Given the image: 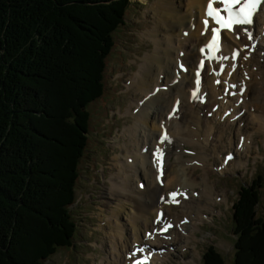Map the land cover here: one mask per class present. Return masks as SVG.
<instances>
[{"label":"trees","instance_id":"trees-1","mask_svg":"<svg viewBox=\"0 0 264 264\" xmlns=\"http://www.w3.org/2000/svg\"><path fill=\"white\" fill-rule=\"evenodd\" d=\"M83 1L94 5L96 16ZM83 1L0 0V264H48L52 256L78 252L82 216L71 206L92 140L90 107L106 91V61L130 5ZM49 166L54 171L47 173ZM54 173H62L57 182ZM46 176L54 179L50 194L37 188ZM257 181L246 184L233 206L236 264H264L263 183ZM26 200L22 208L17 204ZM19 214L27 218L24 226ZM209 254L216 263L207 264L224 263Z\"/></svg>","mask_w":264,"mask_h":264},{"label":"bare ground","instance_id":"bare-ground-1","mask_svg":"<svg viewBox=\"0 0 264 264\" xmlns=\"http://www.w3.org/2000/svg\"><path fill=\"white\" fill-rule=\"evenodd\" d=\"M131 1V0H130ZM185 0H155L153 2V10L154 14H158V16L164 15L166 19L157 20L154 28L150 32L141 33L142 36L151 39L155 43V48L153 47L151 51L146 53L141 57L142 61L139 65L140 70L133 71V74L129 76V79L125 81V88L127 91L124 93L129 94L131 91L135 90L136 92L142 93V95H147L152 92L153 96L147 99L144 103L141 101V95L133 97L134 99H138L137 104L132 106L131 113L127 112L128 107L131 105L132 101L126 108L125 112H122V115H131L132 118L136 117L135 125L140 126L141 124L150 125L153 130L156 132L148 133L144 140L140 143L139 152L140 155H136V148L133 151L128 150L127 146L123 147L117 156L116 161H114L116 168L119 166L117 172L112 173V177L108 178L110 184L106 183L108 187H112L117 190V187H121L123 190L125 189L123 185L125 184V177L128 178L135 173H145L148 174L146 178V187L152 190L153 193L149 194V196L142 195V192H145V188L142 190L143 184H138L140 181L138 177L137 183H135L136 177L133 179L132 187H138L139 192L131 195L132 197L124 195L122 198H118L117 196L114 198L116 203H118L119 212L115 213L116 223L113 222V229L104 230L105 226L99 230H104L105 232L99 231L98 233L92 232V238H88L90 240H96L97 242L106 243L105 237L113 238L112 242L108 244L113 246V251L116 252L111 257L113 264H120L122 260L116 261L115 257L118 254L119 250L123 252H127L132 248L134 237L133 232L137 229L139 235H141V229H145L148 221L151 219L154 210L159 204V198L157 193H164L174 189L177 185H180L182 188H185L183 191V195L187 194L188 200H183L179 205L182 207L183 203H188L190 205H184L183 209L186 208V215L190 217H194L196 215V220H191L189 224H186V231L183 233L187 239V241L191 240L192 232L198 227L199 222H202L204 216L210 217L209 214L201 215L202 211H204L205 203L200 204L196 200V190L199 189L201 192L197 198L201 200L205 199L207 201H217V196H219L218 187L215 183H211V174L212 169L217 170L218 173H228L230 172V168L232 165L243 164L242 159L244 158V152L246 151V147H251V143H253L254 135L256 129L257 133L264 131V46L261 44L260 48L257 52L252 54L250 67L242 64L236 65L233 60V53L224 51L223 53L215 52L214 55L217 57V61H209V56L205 53L203 49L205 43L203 41V35H200L202 31V26L197 25V19L192 18L183 26L177 27L171 22V17L174 14L179 13L182 10V5ZM195 6H201L200 10H204V2L205 0H190ZM131 3V2H130ZM187 7V6H186ZM194 7L191 6V9ZM190 9V10H191ZM195 9V8H194ZM197 10V9H196ZM190 13V12H189ZM127 15V12H126ZM163 17V16H162ZM196 24V28L192 29V25ZM121 29V27L119 28ZM188 30L189 35L186 36V31ZM228 38H231L228 32L225 33ZM114 44L113 49L117 45L116 43V35L114 36ZM227 48L229 45L226 46ZM236 47V46H235ZM112 49V51H113ZM110 52V54L112 53ZM140 51V50H139ZM141 53V52H140ZM109 54V55H110ZM184 54V56H182ZM137 55L138 52H137ZM165 57V58H164ZM220 57H227V59H219ZM203 58H206L212 68L216 71V74L210 76L204 68H201L200 64L203 61ZM109 59V58H108ZM107 59V60H108ZM212 63V64H211ZM182 66V67H181ZM107 61H106V69L103 78L106 81L107 87ZM245 67V75L241 72V68ZM221 69H223L221 71ZM137 71V72H136ZM205 73H204V72ZM197 72H199V90L198 95L194 100L189 96L190 89L191 92H194L197 89ZM134 75V76H133ZM161 75L163 76V80L160 81ZM133 76V77H132ZM113 78V76H112ZM130 80V81H129ZM239 81L243 83L240 84ZM165 83L169 86L167 90H159L157 91V85H162ZM133 87L134 89H130ZM133 94L135 92L133 91ZM158 95H162L165 98V108L159 114L155 115L156 120L150 119L149 117H145L143 114V107L155 98ZM182 97V99L180 97ZM193 96V94H192ZM183 99L187 100L185 102ZM204 99V101L200 104H197L198 101ZM178 100L181 103V108L179 113L181 114L180 118H178V114H176L173 119L169 120L168 127L165 133H162V128L160 127V122L163 119H166L167 114L170 110H173L174 101ZM182 100V101H181ZM192 102V103H191ZM139 106V108L135 109V107ZM228 106V107H227ZM194 107L197 109L193 111ZM227 107V108H226ZM234 108V111L232 110ZM226 108V111L224 109ZM242 109L240 112L239 109ZM139 110V111H138ZM164 111L166 112V116H164ZM234 112V113H233ZM158 114V113H157ZM163 115V116H162ZM248 116V117H247ZM248 118V119H247ZM237 120H240L238 122ZM227 121V122H226ZM233 122L234 130L231 129L230 135L228 132L226 133L225 138L223 139V134L217 136L216 132H210L215 130L216 128H223L228 125L227 129L231 126ZM133 124H129L125 127V132L122 133V136H125L126 131ZM232 131L237 135L232 136ZM167 134V137L170 139L171 144H168V149L162 153L161 156H157L156 154H152L147 152L146 154L141 152V149L148 144L150 147V151L154 148V145H158L166 149L165 143H161V137ZM173 136H172V135ZM239 138L243 141L241 144ZM229 139V141H228ZM227 140V141H226ZM220 141L229 142V145L235 143L236 146H233L236 153H233V160L228 162L225 161L220 164ZM250 141V144H249ZM212 144L211 147L214 149H207L206 146ZM238 143V144H237ZM224 144V145H225ZM192 145V146H191ZM222 146L226 148V146ZM190 148L195 151L194 155L189 157L185 156V151ZM259 146V144H258ZM211 151L213 153L214 163H211L212 157H210ZM152 152V151H151ZM219 158L216 159L215 156ZM174 157V160H171V157ZM125 157V160H124ZM131 157V158H129ZM146 157L145 164L141 167V170L137 165H134V162H139V158ZM223 159V158H222ZM224 160V159H223ZM166 163L167 169H169L168 183L167 187L160 189L156 179L158 178V174H156L157 166L159 163ZM210 165V166H209ZM211 165H213L211 167ZM202 167L203 172L197 173V175H192V171H196ZM190 169V170H189ZM140 171V172H138ZM120 173L125 175L121 176ZM209 173V174H208ZM114 176V180H112ZM202 177V181H199V178ZM211 183V184H210ZM244 184L240 185V191L238 192V199L240 200L241 193L244 190ZM175 186V187H173ZM106 189L108 187L105 185ZM110 191V189H109ZM112 194L115 192L113 190L110 191ZM120 193V192H118ZM217 193V195H215ZM142 195V196H141ZM149 198L150 201H147L146 204L148 207L144 209L143 215L140 212L137 216L135 211L132 213L130 209L127 213H122L125 207L122 209V205L124 201H130V208L136 204V202L140 200H145ZM104 204L110 210V206L114 201L110 200V198H104ZM227 200V196L223 194L220 198V201ZM143 205L141 204V208ZM106 209V207H104ZM101 209V210H105ZM139 209V208H138ZM139 209V210H140ZM182 211V209H180ZM131 217L128 221L124 220V215ZM202 216V217H201ZM134 217V218H133ZM176 220H179V214H175ZM108 222H111L110 220ZM142 223V227L139 226ZM106 224V223H104ZM196 225V226H195ZM195 226V227H194ZM191 229V232H189ZM91 230V229H88ZM83 231L82 228H79V232L77 233V238L80 236V233ZM174 232V237L171 241V245L179 244V237L182 236L178 234L176 231ZM95 236V237H93ZM86 238V237H83ZM140 237H137V241L140 242ZM125 242V246L122 249L114 246L117 245V242ZM158 240L148 243L142 242L143 252L151 250V246L156 243ZM78 244L86 246V242H79ZM168 248L172 247L170 244L167 246ZM85 251V250H83ZM110 249L107 250L105 256L107 257L108 253H110ZM172 251H176L173 250ZM83 253V252H78ZM173 254L172 252H168L167 256L163 258L156 257L153 258L151 264H166L169 260V255ZM221 256V255H220ZM82 259L87 260L82 255H80ZM118 259H121V256H118ZM225 263L224 257H222ZM106 258H101L99 260H95L96 264H103L102 262ZM88 261V260H87ZM66 264H74L72 259H68ZM149 264L148 259L145 262Z\"/></svg>","mask_w":264,"mask_h":264},{"label":"rangeland","instance_id":"rangeland-1","mask_svg":"<svg viewBox=\"0 0 264 264\" xmlns=\"http://www.w3.org/2000/svg\"><path fill=\"white\" fill-rule=\"evenodd\" d=\"M148 1L149 0H131L132 2L131 10L127 12L126 18L124 20L127 25L126 26L122 25L120 31L117 32L116 34L117 45L115 46L112 53L108 57L109 59L107 60L108 67H107V75H106L107 78L106 92L110 96L107 97L106 101L105 100L101 101L100 99L99 103L97 102L95 105L90 107V112H91L90 132H92L95 124L97 123L96 118L103 119L104 120L103 126L106 125L107 127L105 130H103L101 136H99V140L95 141V145H94L95 147L92 146L93 144L92 140H90L88 142V145L85 147L86 156L81 161V166L79 168L80 176L77 183V193H76L77 203L71 206L73 211H75L76 213L82 216V221L81 223L78 224V226L81 225L84 228L83 231L80 233V236L82 235V238L86 237V240H89L88 238L90 239L92 238L91 236L92 232L98 233L99 231H101L104 233L105 232L104 230L106 231L107 229L109 230V225L107 223L102 224L101 222L104 221L100 220V218H102L103 216L105 217L107 216V215H103L104 212H110V211L107 205L103 203L105 200L103 198V193L104 191L107 192V189L105 187L104 180L103 181L100 180L101 178L99 177L101 176V174L103 176L107 174V167L110 166V164L114 165V168L116 167L114 161L118 160L117 156H120L119 152L120 149H122L121 148V143L123 138L122 131L126 126H128L129 124L131 125L136 121L135 116L134 118H132L131 115H127V116L122 115L121 114L122 112H119V117H118L116 109H109V107H116L117 109L124 110L132 101L134 95L135 96L142 95V93L136 92L135 90H133L135 94H133V91H131L129 94L124 93L125 91H127L126 89H124L126 86L125 81L129 79V76L133 74V71H135L136 69L137 71L140 70L139 65L142 61L141 57L144 56L149 51H151L152 48L155 46V43L151 39H148L141 35V33L144 30L143 27L150 26L149 28L144 30L145 32H150L157 23V20L166 19L164 15L158 16V14H154L153 5H152L153 2H155L154 0L151 1L152 4L146 9L143 3H148ZM84 3L86 4V7L89 10V14L91 16H96L93 9L94 5L92 3H86V2ZM84 3L82 5H84ZM184 5L187 6L188 8L192 6L195 9H198L199 7V6H195L190 0H185ZM132 9H134V11ZM144 15L149 17L148 21H146L144 25L141 24V22H136L138 21L139 18L143 17ZM69 17L71 19H74L75 22H77L78 20V18H75L74 15L72 16L70 15ZM190 19H191V13L185 11L184 7H182V10L179 13L172 15L171 22L175 26L180 27L185 25ZM85 23H82L83 27H86ZM67 31L68 30H66V33ZM86 32L89 33V31ZM137 52L138 53L141 52V53L137 55ZM37 73L40 74V71H32V74H37ZM43 79H44V75L42 73L40 77V83ZM130 89H134V88L130 87ZM29 92L32 91L30 90ZM110 97H114L116 99L110 102L111 101ZM263 100L264 97L262 98V101ZM137 101L138 99H134L132 101L131 105L127 109L128 113H131L132 106L134 104H137L135 103ZM22 106L26 107L28 105L22 103ZM34 106L35 104L33 106L30 105V107H34ZM30 107L28 106V108ZM164 108H165V98L162 95H158L155 98H152L151 101L146 103V105L143 107V114L145 117H149L152 120L153 118H155V115H159L164 110ZM237 121L241 123L240 120ZM21 123H23V121H20L17 126H20ZM232 124L233 122L231 123V126L227 129L226 132L225 130L228 127V125L221 129L216 128L215 130L210 132H214V133L216 132L217 136L223 134V139H224L227 132L228 135H230L231 129L234 130V126ZM253 131H255L254 140L251 147H249L248 150H246V152L244 153V158L242 159L243 164L241 165L239 164V166L232 165L230 168V172L223 174H221L220 172L218 173L217 170L212 169V174L210 175L211 176L210 181L211 183H215L217 185L219 189L217 193L219 194V196H223L221 191L223 192V194L226 193L227 200L226 201L222 200L220 201V203L217 202L214 206L213 203L215 201H207L205 199L200 200V198H196V200L200 204L202 203L206 204V206L204 207V211L202 212H208L210 217L208 218L207 216L204 217L201 216L203 220L198 224L200 229H195L194 232H192L193 235L190 237L191 238L190 241H187L185 235L181 234L182 236H180L179 238L180 243L175 245L176 251L175 252L171 251L173 254H170L169 260L166 264H207V262L209 261L216 263L215 257H213L211 254L207 255L208 253L211 252H213L218 256L221 255L220 258L224 257L225 263L223 264H236V257L234 252V250H236V246H235L236 238L232 231L233 228V223H232L233 219H232V211H231L232 205L239 196L238 192L240 191V185L244 184L243 187H245L246 184L252 183L254 180L257 181L256 177H258V174L264 173V131H261L260 133H257L256 129H254ZM126 132L127 133L125 134V136H129L130 138H133L139 134L137 144L133 143L132 145L127 146L128 150L133 151L135 148L140 146V143L144 140V138L147 136L148 133H152L156 131L153 130V128L150 125L148 126L146 124H141L137 128V126L134 124ZM237 133L235 134L234 131H232L231 137L235 136L237 138L239 135V134L237 135ZM224 144L225 142L220 141V146H223ZM232 145L236 146L235 143H233ZM232 145L231 144L229 145V142H227L224 145L226 146V148L221 147L222 152L220 157V164H222L223 162L225 163L226 154H229V152L235 154L237 152V150H235L234 147H232ZM211 146H212L211 143L208 146H206V152L207 149ZM222 156L224 160L222 159ZM170 159L174 160V157L172 156ZM54 160L57 159L56 158L52 159V161ZM145 162H146V157H143L141 159L139 158V162L135 161L134 165H137L138 168L141 170V167L143 166V163L145 164ZM100 165L102 167L99 168V170H96L97 166ZM50 168L51 166H49L46 169L47 173L49 172ZM86 169H88L89 172H87ZM50 170L54 171L53 168H51ZM202 172H203L202 167H199V169H197L196 171H192V175H197V173H202ZM54 174H56L57 177L56 182H57L58 179L61 177L62 173H59L58 175L57 173ZM120 175L125 177L123 173H120ZM142 176H143L142 173L140 174L135 173L134 175L128 178L125 177V184L123 185V187L125 188L124 190L121 187H117V190L113 189V186L110 187L109 189L110 191L113 190L116 192H121L126 196L132 197L131 195H134L135 193L139 192L138 187L136 188L132 187L134 180L133 178L134 177L138 178ZM92 177H95V179L92 180ZM53 180L54 179L46 176L45 183L43 182L44 185L42 186L43 189H41V187H37V188L41 191L44 190L45 194H50L52 184L54 182ZM112 180H114V176ZM199 181H202V177L199 178ZM257 182L258 183L260 182V184H262V180ZM145 189H146L145 192L150 194L153 193V191L148 189V187H146ZM129 190L131 191V193L128 194ZM217 193L215 195H217ZM14 197L15 196H13V198ZM261 199L262 200L258 209H259V213L264 215V187L261 189ZM8 200L9 199H7V201ZM12 201L15 200L13 199ZM28 203L29 200L22 201V203H19V201H17V204L21 208L22 206L28 205ZM116 204H112L111 206L116 207L117 206ZM104 207H106V209ZM11 209L12 208L10 206H8V209H6V213L10 216L11 214H13ZM101 209H105V210H101ZM181 212L185 213L186 208ZM36 213H37L36 215L39 217L40 215L39 213L42 212L37 211ZM24 215L25 214L18 215V217L20 216L19 224H22L23 226L25 225L23 223V220H27V218L26 219L22 218ZM27 215L32 216L30 213H26V216ZM36 215L34 216L36 217ZM201 215L204 214L201 213ZM34 216L32 218H35ZM193 219L196 220V215L193 217ZM32 221L36 222V220L33 219L29 220L30 223H32ZM104 226L106 227L104 228V230H99V228L102 229ZM33 233L35 235H39L36 232ZM125 244H126L125 242L120 241L117 242V245L114 246L118 247L119 249H122L125 246ZM78 245H79L78 252H83V253L78 254V252L76 253L73 251L68 256H65V253H63V255H61L63 256V258H59V257L57 258L56 261L57 264H66L67 263L66 261L68 259H72L73 262L71 263L74 264H96L95 257L97 255L96 256L93 255L92 248L97 246V242L92 240L91 243L86 242V246L80 244ZM108 248L111 250L110 253H108L107 255V258L109 259L108 260L105 259L103 262H106L104 264H113L111 257L116 252L113 251L112 249L113 246H110L109 244H108ZM2 250H4V248ZM14 254H16V257L18 258L17 255L18 250H16V248ZM80 255H82L88 261L82 259Z\"/></svg>","mask_w":264,"mask_h":264},{"label":"snow or ice","instance_id":"snow-or-ice-1","mask_svg":"<svg viewBox=\"0 0 264 264\" xmlns=\"http://www.w3.org/2000/svg\"><path fill=\"white\" fill-rule=\"evenodd\" d=\"M214 3H220L223 5L222 9H217L213 5ZM261 5H264V0H210L207 5L206 15L214 20L215 24L219 27L212 29V38L207 48L213 53L210 58H216L214 53L219 51V39H220V32L221 30H235V26L237 25H251L254 22V16L259 11ZM224 12L225 15H221L220 13ZM205 27L207 28L208 20H204ZM249 39L252 38V33L248 32ZM203 51V49H202ZM239 52L233 53V58L238 57ZM219 59H227V57H220ZM247 59V56H245ZM182 67V66H181ZM200 67H203V61H201ZM223 69H221L222 71ZM197 89L193 92V97L196 98L197 92L199 90V72H197ZM167 134L161 137V143L167 140ZM156 155L159 157L162 155L161 151L157 149ZM173 197L172 202L178 203L174 198L177 195H182V193H171ZM163 215L162 213L160 214ZM160 222V221H157ZM171 227L170 224H165L162 231H167V229ZM137 251H143V249H137ZM133 256L135 253L132 254ZM147 260V257H144L143 260L136 259L134 264H144Z\"/></svg>","mask_w":264,"mask_h":264}]
</instances>
